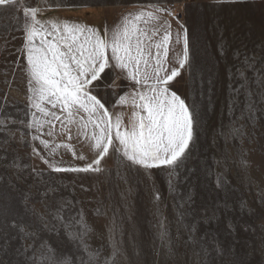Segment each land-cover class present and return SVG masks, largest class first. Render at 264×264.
Segmentation results:
<instances>
[{
    "label": "rangeland",
    "instance_id": "obj_1",
    "mask_svg": "<svg viewBox=\"0 0 264 264\" xmlns=\"http://www.w3.org/2000/svg\"><path fill=\"white\" fill-rule=\"evenodd\" d=\"M144 2L175 5L177 16L187 25L193 66L182 72L172 89L195 106L199 138L191 159L177 170L171 187L166 170L138 172L133 167L129 171L115 158L102 162L109 170L104 175L52 172L31 151L25 73L19 63L13 65L17 57L0 55V120L4 121L0 124V233L9 231L10 224L39 228L33 212L48 218L67 202L71 207L63 214L84 216L92 229L88 246L102 256L111 255L109 226L115 212L123 253L120 264H264L261 7L255 4L252 11L247 3L186 5L184 0H25L27 6L39 5L46 12L69 8L64 5L101 7L107 21L124 8ZM19 15L0 8V54L4 37L12 34ZM19 43L17 39L14 46ZM103 95L110 98L108 93ZM118 163L127 184L114 175ZM217 177L222 180L219 187ZM128 187L132 190L124 199L121 193ZM48 188L54 191L45 197ZM29 192L25 207L22 194ZM97 208L107 214L98 215ZM163 231L173 242L171 252L159 238ZM47 235H54L48 241L53 247L59 245L62 253L74 255L80 264L81 252L60 230Z\"/></svg>",
    "mask_w": 264,
    "mask_h": 264
},
{
    "label": "snow or ice",
    "instance_id": "obj_2",
    "mask_svg": "<svg viewBox=\"0 0 264 264\" xmlns=\"http://www.w3.org/2000/svg\"><path fill=\"white\" fill-rule=\"evenodd\" d=\"M228 2L258 4L264 11V0ZM0 8L20 13L12 34L4 37L0 55L17 57L13 65L19 63L25 73L26 127L32 130L31 140L42 146V150L33 147L32 154L55 173L104 175L109 170L102 162L113 158L129 171L133 167L138 172L163 169L171 187L177 170L191 159L199 138L195 106L172 90L182 72L193 66L187 29L181 25L182 33L172 32L169 17L174 14L159 4L141 6L100 29L75 17H48L44 7L27 6L25 0H0ZM17 39L20 43L14 46ZM173 44L180 45L181 51L176 52ZM239 75L243 77L244 72ZM45 136L65 142L56 143ZM62 153L83 163L59 166L65 163ZM119 163L114 175L127 184L128 177L119 170ZM216 184L222 185L220 177ZM131 190L126 188L122 198L127 199ZM53 191L48 188L43 195ZM31 195L22 194L25 207ZM155 198L160 199L159 193ZM69 207L67 202L58 205L48 218L33 212L39 228L27 230L26 225L10 224L9 231L0 233V264H77L74 255L62 253L59 245L53 247L48 242L54 235L46 238V234L58 230L81 252L80 264H120L123 253L115 212L109 226L111 255L102 256L88 246L92 229L84 216L79 212L75 216L63 214ZM96 212L107 214L100 208ZM159 238L171 252L173 242L167 231Z\"/></svg>",
    "mask_w": 264,
    "mask_h": 264
},
{
    "label": "crops",
    "instance_id": "obj_3",
    "mask_svg": "<svg viewBox=\"0 0 264 264\" xmlns=\"http://www.w3.org/2000/svg\"><path fill=\"white\" fill-rule=\"evenodd\" d=\"M184 1H185L184 3L186 5L192 4L195 2H209V3H219V4L227 3V4H236V5H240V6L246 5V3H232V2H228V0H184ZM152 4H159L160 6H166L169 9V11L174 14L173 16L169 17L170 23L172 25V32L174 35L177 31H181V33H182L181 25L187 29V25L184 23V21L181 18H179L177 15H175V12L178 11V9L175 7V5L171 6V5L161 4V3L144 2V3H137V4L130 5L126 8H124L123 10H121L119 13H117L110 21L106 20V17L104 15L106 13L105 10L101 9V7H96V6L95 7H80V8L79 7H77V8H74V7L58 8V9H53V10L46 12V16H48V17H54V16L75 17V18H78L79 20H82V21L88 23L89 25H93L97 28L103 29L105 26L113 25L117 21L120 14L138 9L141 6L152 5ZM247 4H250L252 6V11L255 10L254 9L255 4H252V3H247ZM187 32H188V29H187ZM188 36H189V34H188ZM172 47L174 48V50L176 52L181 51L180 45L173 44ZM170 55H171V53H170ZM172 90H174V89H172ZM105 98H106V95H105ZM106 99H108V98H106ZM29 132H30V140H31V135L33 133H32L31 129H29ZM43 138L55 140L56 143L65 142V141L60 140L57 137L49 138V137L45 136ZM31 143H32L33 147H36L38 150H42V146L39 145L38 141L33 142L31 140ZM81 151H83V149H81ZM41 155H43V151H41ZM85 155H88V154L85 153ZM62 158L65 161V163L63 165H59V166H70L69 162L71 163V166H79L83 163L82 161L73 160L69 153H62Z\"/></svg>",
    "mask_w": 264,
    "mask_h": 264
},
{
    "label": "built area",
    "instance_id": "obj_4",
    "mask_svg": "<svg viewBox=\"0 0 264 264\" xmlns=\"http://www.w3.org/2000/svg\"><path fill=\"white\" fill-rule=\"evenodd\" d=\"M175 15H177V12L175 13Z\"/></svg>",
    "mask_w": 264,
    "mask_h": 264
}]
</instances>
